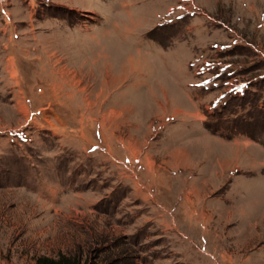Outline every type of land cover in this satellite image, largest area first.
I'll return each mask as SVG.
<instances>
[{
	"label": "rangeland",
	"instance_id": "obj_1",
	"mask_svg": "<svg viewBox=\"0 0 264 264\" xmlns=\"http://www.w3.org/2000/svg\"><path fill=\"white\" fill-rule=\"evenodd\" d=\"M264 264V0H0V264Z\"/></svg>",
	"mask_w": 264,
	"mask_h": 264
},
{
	"label": "trees",
	"instance_id": "obj_2",
	"mask_svg": "<svg viewBox=\"0 0 264 264\" xmlns=\"http://www.w3.org/2000/svg\"><path fill=\"white\" fill-rule=\"evenodd\" d=\"M34 264H85V262L75 256L59 254L56 257L38 256L35 258Z\"/></svg>",
	"mask_w": 264,
	"mask_h": 264
}]
</instances>
